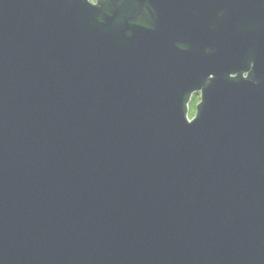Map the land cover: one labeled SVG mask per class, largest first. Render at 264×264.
Instances as JSON below:
<instances>
[{
    "label": "water",
    "instance_id": "1",
    "mask_svg": "<svg viewBox=\"0 0 264 264\" xmlns=\"http://www.w3.org/2000/svg\"><path fill=\"white\" fill-rule=\"evenodd\" d=\"M0 264H264V0H0Z\"/></svg>",
    "mask_w": 264,
    "mask_h": 264
},
{
    "label": "flooded vegetation",
    "instance_id": "2",
    "mask_svg": "<svg viewBox=\"0 0 264 264\" xmlns=\"http://www.w3.org/2000/svg\"><path fill=\"white\" fill-rule=\"evenodd\" d=\"M91 5H97L100 0H87ZM106 2L107 0H103V2ZM141 22H137V23H134L135 26L137 27H142V28H146V29H152L154 28V22L151 21L150 18H147V17H144V18H141L140 19ZM173 48L175 50H191L188 46V44L182 40H180V42H174L173 44ZM205 50H217L219 49L220 47L218 46H205L204 47ZM248 74L247 73H244V74H241L240 77L242 78H247ZM236 76L234 75H231L230 78H234ZM200 100H201V93L200 92H195L193 93L191 96H190V99H189V102H188V105H187V117L189 114H192L193 112V115L191 117V119L189 120H192L195 116H196V107L197 105L200 103Z\"/></svg>",
    "mask_w": 264,
    "mask_h": 264
},
{
    "label": "rangeland",
    "instance_id": "3",
    "mask_svg": "<svg viewBox=\"0 0 264 264\" xmlns=\"http://www.w3.org/2000/svg\"><path fill=\"white\" fill-rule=\"evenodd\" d=\"M192 115H193V112H192V114L188 115V119H191Z\"/></svg>",
    "mask_w": 264,
    "mask_h": 264
}]
</instances>
